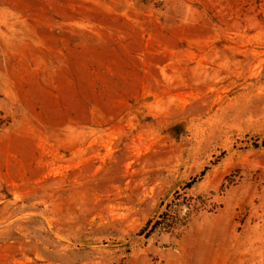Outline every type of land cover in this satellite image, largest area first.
Masks as SVG:
<instances>
[{
    "label": "rangeland",
    "instance_id": "374dc122",
    "mask_svg": "<svg viewBox=\"0 0 264 264\" xmlns=\"http://www.w3.org/2000/svg\"><path fill=\"white\" fill-rule=\"evenodd\" d=\"M0 264H264V0H0Z\"/></svg>",
    "mask_w": 264,
    "mask_h": 264
}]
</instances>
